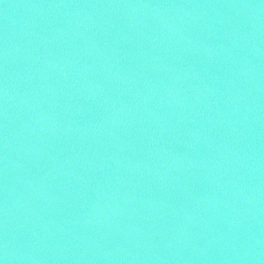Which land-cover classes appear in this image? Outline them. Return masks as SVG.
Segmentation results:
<instances>
[{"label":"water","instance_id":"water-1","mask_svg":"<svg viewBox=\"0 0 264 264\" xmlns=\"http://www.w3.org/2000/svg\"><path fill=\"white\" fill-rule=\"evenodd\" d=\"M0 264H264V0H0Z\"/></svg>","mask_w":264,"mask_h":264}]
</instances>
